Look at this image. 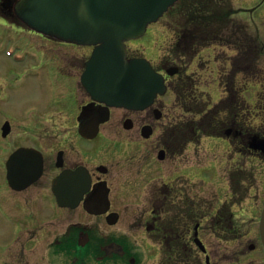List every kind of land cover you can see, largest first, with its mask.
<instances>
[{"label":"flooded vegetation","instance_id":"flooded-vegetation-1","mask_svg":"<svg viewBox=\"0 0 264 264\" xmlns=\"http://www.w3.org/2000/svg\"><path fill=\"white\" fill-rule=\"evenodd\" d=\"M0 10L8 15L2 0ZM165 27L168 60L147 59L165 76L167 93L144 110L107 107L91 97L81 78L93 47L32 32L40 44L20 63L0 51V264H136L149 248L166 252L169 264H203L200 256L211 261L205 235L238 241L221 228L217 233L224 216L217 198L190 194L195 180L187 177L193 166L186 154L206 136L222 139L231 155L226 161L235 165L227 171L228 203L241 195L249 200L257 190L255 171L264 169V152L252 147L254 138L264 140V82L245 59L250 72L244 82L220 85L206 134L213 105L191 93L201 84L194 69L208 49L217 63L222 33L206 38L173 19ZM211 38L215 43L206 44ZM133 43L139 42L128 43V58H146L133 52ZM175 49L182 51L178 57ZM187 77L191 86L181 93L175 86ZM227 231L237 233L238 226Z\"/></svg>","mask_w":264,"mask_h":264},{"label":"water","instance_id":"water-1","mask_svg":"<svg viewBox=\"0 0 264 264\" xmlns=\"http://www.w3.org/2000/svg\"><path fill=\"white\" fill-rule=\"evenodd\" d=\"M29 29L45 36L92 45L83 83L108 106L145 109L165 93L164 77L145 59H127L126 42L143 36L179 0H4ZM252 147L264 152V140ZM264 246V209L260 220ZM197 245L206 251L199 239Z\"/></svg>","mask_w":264,"mask_h":264},{"label":"rangeland","instance_id":"rangeland-1","mask_svg":"<svg viewBox=\"0 0 264 264\" xmlns=\"http://www.w3.org/2000/svg\"><path fill=\"white\" fill-rule=\"evenodd\" d=\"M232 8L235 12H239L233 18V21L242 22L249 34L253 36L264 37V0H231ZM176 7V6H175ZM174 7V8H175ZM173 8V9H174ZM176 15H171V12L163 18L158 24L149 27L153 33L152 42L148 41L147 48L142 41H147V35L142 38L141 42L132 44L133 52L146 56L150 55L153 61H157L159 58H164L167 52L168 44H170L169 37L171 33L165 27L167 20L174 18ZM234 23V22H233ZM159 31V32H157ZM31 33L26 32L22 27L17 25L7 24L0 20V51L4 52L7 57L16 59L18 53L20 56L25 53L26 48L34 49L35 43L40 44L34 37H30ZM228 34L223 30V39L228 41H234L236 39H228L225 36ZM229 36V35H228ZM264 40V38H262ZM34 42V43H33ZM163 46V47H162ZM233 44L230 47H218L215 51L217 56V63L213 62V51L205 50L202 54V62L204 64L201 67L195 66L194 72L200 78V82H206V84L200 86V90L203 98L209 99L211 103H217L219 101L220 86H218L217 76L220 71L229 73L232 65L231 63L238 57L239 52L233 50ZM14 51L16 53H14ZM3 53V54H4ZM211 60V63L209 61ZM259 67H264L263 59L259 62ZM226 68V69H224ZM253 71L255 66H252ZM248 70V69H246ZM250 71V70H249ZM247 73V72H246ZM251 76V75H250ZM242 78H237L236 81H240ZM264 82V75L261 77ZM254 86H252L253 88ZM251 88H249L250 90ZM213 104H210L211 106ZM199 145L195 147L190 146L187 155V160L193 169H190L188 179L195 181L191 182L190 194H197L203 196L206 200H212L217 198L219 204H222L228 198V174L227 170L229 166L234 164L230 161H226L227 145L220 138H203L201 140L200 149ZM227 157L231 155L227 154ZM204 158V160H201ZM201 164L200 166H198ZM235 166V165H234ZM250 167V166H249ZM248 167V168H249ZM258 168L259 178L255 181V187L257 192H253L252 197L245 201L242 205L234 208L236 217L241 227L243 234L242 238L234 242L217 241L216 237L205 235V244L211 247V264H261L263 256L261 242L259 237V219L262 208L264 207V169ZM256 173V171H255ZM195 178H191L194 177ZM198 180H201L204 184H201ZM257 193V196L255 197ZM259 196V197H258ZM255 244L259 250L249 251L248 245ZM238 252V256H236ZM241 253H246L247 257H240ZM160 250H154L149 248L143 250L141 257H137L136 264H159L161 257ZM203 264L204 257H199ZM232 258V259H231ZM234 258V259H233ZM128 264V263H125Z\"/></svg>","mask_w":264,"mask_h":264},{"label":"trees","instance_id":"trees-1","mask_svg":"<svg viewBox=\"0 0 264 264\" xmlns=\"http://www.w3.org/2000/svg\"><path fill=\"white\" fill-rule=\"evenodd\" d=\"M226 0H222V3ZM228 11L225 7H222L218 4L215 0H181L179 4L171 10V15H176L174 18H171L173 20L177 21L178 25H181V27H185L188 25L190 28L195 29L197 34H204L206 38L208 37H215L220 34V31H222V27H229V14L230 12L226 13ZM228 32L232 33V37L237 34L236 39L234 41H226L223 39L221 45L222 46H230L233 44V46L240 52V59L243 62H238L236 65V69H234L235 74H238L240 63L246 65L247 61H253L254 64L256 63L258 54L261 56L262 50H261V44L259 39L252 38L240 23H234L228 30ZM246 38V39H245ZM215 43V39H206V44ZM181 51V49H179ZM173 52L176 54V56H179L178 53L181 54L177 49L173 50ZM190 52H192L190 50ZM259 56V57H260ZM234 74V75H235ZM191 80V78H190ZM192 81V80H191ZM190 82L187 77V81H185L182 84V90L186 89L187 87H190ZM181 90V91H182ZM214 120V119H213ZM212 118H207L205 120V128L204 131L206 132L211 131L210 127L213 125ZM239 175V174H238ZM239 176V180H240ZM241 187V186H240ZM243 199V195H241L238 199V202H240ZM224 209L222 210V212ZM232 225L238 226L236 221L234 220V217L231 213H227L223 216L222 220H220V228L223 232L224 237H237V233L233 231V233H229L227 231V228ZM235 229V228H234ZM226 231V233H225ZM239 235V234H238Z\"/></svg>","mask_w":264,"mask_h":264}]
</instances>
